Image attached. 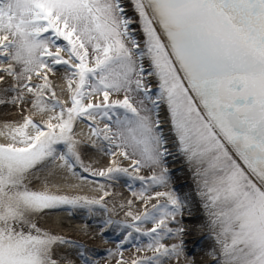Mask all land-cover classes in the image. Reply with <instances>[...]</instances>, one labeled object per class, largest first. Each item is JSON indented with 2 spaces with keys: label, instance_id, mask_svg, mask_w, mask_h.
Masks as SVG:
<instances>
[{
  "label": "snow or ice",
  "instance_id": "obj_1",
  "mask_svg": "<svg viewBox=\"0 0 264 264\" xmlns=\"http://www.w3.org/2000/svg\"><path fill=\"white\" fill-rule=\"evenodd\" d=\"M131 4L135 17L125 0H0V107L21 113L0 127V264H77L57 256L62 245L80 264H99L87 245L39 224L65 207L117 237L104 250L116 264H195L183 224L193 201L168 167L177 154L196 181L217 264H264V0ZM86 147L108 165L86 162ZM56 169L102 194L31 187ZM121 179L133 199L110 206ZM126 246L137 255L125 257Z\"/></svg>",
  "mask_w": 264,
  "mask_h": 264
},
{
  "label": "bare ground",
  "instance_id": "obj_2",
  "mask_svg": "<svg viewBox=\"0 0 264 264\" xmlns=\"http://www.w3.org/2000/svg\"><path fill=\"white\" fill-rule=\"evenodd\" d=\"M126 6L130 7L132 12L131 16L135 17V12L133 10L131 0L126 1ZM130 15V14H129ZM137 29L139 38L142 39V33H140V25L137 23L133 25ZM57 85L60 89H66L67 84L63 76V71H61L55 77ZM153 85L155 81L153 80ZM62 99L67 101L69 99L68 93L65 91L62 95ZM161 118L163 120V127L167 132L170 128L167 119L166 110L162 109ZM21 120L20 110L14 106H3L0 107V127H2L6 122H15ZM81 138L86 137L88 132L87 122H80L75 129ZM7 142V138L0 136V143ZM173 151L175 149L173 148ZM104 153L97 151L92 147H86L83 149V158L86 162L91 163L95 168H101ZM171 161V169L174 177V187L179 190L181 195L189 194L193 201V212L191 216L187 213L184 216L187 223L186 226V247L193 252V259L195 264H217L216 259L210 254L212 249L218 247L212 235L209 233L207 227V218H204L201 214L200 203L196 200V181L193 178L192 172L188 165L185 163L184 158L177 154L175 159L169 157ZM131 163L127 160L124 164L128 166ZM108 165V162L106 163ZM54 176H48L47 170H42V172L37 173L40 179L33 180L31 187L34 189H48L53 192H67V193H80L89 196L102 194L95 183L83 182L76 177H71L66 170H55ZM89 181L93 178L88 177ZM109 190L116 193L122 194L116 199H109V205H118L122 201L130 200L131 196L126 189V182L121 179L118 184L113 185ZM195 212V213H194ZM86 213L81 210H72L67 207L55 210H48L39 217V224L50 230L57 235H63L69 237L73 240L81 241L89 249L94 250L95 255L99 249H109L111 248V240L117 239L115 235L109 232L106 236H101L98 222L93 220H88L85 218ZM124 211L118 212V218H123ZM149 226V225H148ZM199 241H201V246H199ZM68 252L72 259L80 264L79 257L75 254L74 250H70L68 245L58 246L56 248L57 256ZM150 254V253H149ZM137 255V254H136ZM125 257L131 258L135 255L124 253ZM107 264H116V261L108 262Z\"/></svg>",
  "mask_w": 264,
  "mask_h": 264
},
{
  "label": "rangeland",
  "instance_id": "obj_3",
  "mask_svg": "<svg viewBox=\"0 0 264 264\" xmlns=\"http://www.w3.org/2000/svg\"><path fill=\"white\" fill-rule=\"evenodd\" d=\"M61 71H63V69H60V70H58L57 71V74L56 75H58ZM111 159V157H109V156H107V155H105L104 157H103V160H102V163H104V164H102V166H101V168H105L106 166H107V162L109 163V160ZM127 161V160H126ZM126 161H124L123 162V166H125L124 164L126 163ZM170 162L171 161H168V167H170L171 166V164H170ZM125 167H127V166H125ZM141 174L142 175H149L150 173H149V171L148 170H146V169H142L141 170ZM126 182V181H125ZM139 187V185H137V188ZM126 189H127V191L129 192V194H130V196H131V199H133V197H132V193H131V191L129 190V188L127 187V184H126ZM158 190H162V189H158ZM177 190V189H176ZM177 192H179V190H177ZM195 194H196V190H195ZM196 198H197V202L198 203H200V200H199V197L198 196H196ZM153 202H155V201H153ZM200 207H201V205H200ZM194 208V207H193ZM143 209V204L142 203H140V202H137L136 203V205H135V210L136 211H141ZM122 211V210H121ZM120 211V212H121ZM201 211H202V216L204 217V218H207V216L205 215V213H204V210H203V208L201 207ZM195 213V212H194ZM187 220L186 219H184L183 218V224L185 225L187 222H186ZM186 226V225H185ZM148 227H151V225H149ZM117 239H112L111 240V249H114L115 247H116V244H117ZM169 243H172V242H175L174 240L173 241H168ZM202 244H201V241H199V246H201ZM110 249V248H109ZM105 249H99L97 252H96V255H95V258L99 261V264H107L108 262H113V261H116L115 259H110L109 257H108V255H107V253L104 251ZM186 251H187V253H188V255H189V258L190 259H193V257H192V255H193V252H192V250H190V249H188L187 247H186ZM124 253H129V254H132V255H136L137 254V252H136V248L135 247H131V246H126L125 247V250H124ZM169 264H175V261H170L169 262Z\"/></svg>",
  "mask_w": 264,
  "mask_h": 264
}]
</instances>
